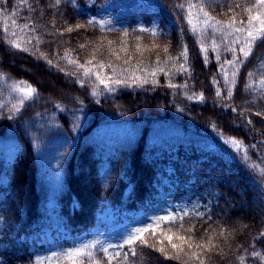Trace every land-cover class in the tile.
Here are the masks:
<instances>
[{"label": "trees", "instance_id": "1", "mask_svg": "<svg viewBox=\"0 0 264 264\" xmlns=\"http://www.w3.org/2000/svg\"><path fill=\"white\" fill-rule=\"evenodd\" d=\"M178 3L185 9L176 8ZM188 3L61 0L50 7L54 0H28V6L6 0L0 5V264H36L53 253L58 259L51 264H71L62 253L95 241L122 243L130 230L151 219L185 211L190 215L183 221L162 223L154 236L146 233L154 247L137 244L136 255L129 254L124 264H264V115H256L264 113L259 83L264 42L236 77L225 65V87L219 68L234 56L218 34L219 47L212 50L213 34L201 33L198 9L192 25L187 23ZM203 3L218 20L227 22L235 13L237 21H246L243 8L255 0ZM237 3L241 7L235 8ZM107 13L116 21L103 29L86 25L93 17L106 21ZM76 24L85 27L65 31ZM141 26L155 27L157 35L133 31ZM33 37L40 38L38 45ZM12 41L27 50L10 47ZM201 45L208 51L201 53ZM185 46L189 71L181 73ZM40 53L46 59H38ZM66 53L93 73L103 63L102 77L126 79L131 86L106 89L94 74L85 77L83 68L62 59ZM169 56L175 62L166 64ZM136 77L149 82L137 87ZM19 81L37 91L16 112L13 105L21 96L12 85ZM194 93H202L203 100L189 99ZM229 139L242 141L246 151L237 153L225 143ZM162 233L192 237L187 243L173 238L184 249L179 260L155 251L163 246L174 255ZM91 251L103 258L99 245ZM193 252L197 258L189 260ZM121 261L123 256L113 264Z\"/></svg>", "mask_w": 264, "mask_h": 264}, {"label": "snow or ice", "instance_id": "2", "mask_svg": "<svg viewBox=\"0 0 264 264\" xmlns=\"http://www.w3.org/2000/svg\"><path fill=\"white\" fill-rule=\"evenodd\" d=\"M72 3H75V0H71ZM6 3V0H0V5ZM19 3L21 6H28V0H19ZM61 3V0H54V5L51 6H59ZM176 8L185 9L184 3H178L175 5ZM235 8L241 7L240 4H235ZM198 9L199 13L202 14V19H199V23L204 25V28L201 29V33H207L208 30H211L213 34V45L212 50H216L219 45L215 43L214 37L215 35H221L223 37L222 43L224 45V50L231 53L234 58L232 60H225L223 64H221L219 71L223 74L225 79V87H227L228 81H229V71L228 68L234 69L231 72V76L234 78L239 74V66H242L249 60L250 57L254 55V49L257 46L258 42H264V0H255V3L252 4L249 7H244L243 12L247 14V20H240L237 21L236 14L233 13V15L229 18L227 22H223L221 20L216 19L214 16L210 15L208 11L205 10V6L203 3V0H200L199 3H192L191 0H189V3L187 4V23L189 25H192V16H193V10ZM229 12H233V6L229 7ZM15 24V21L12 22ZM110 23V21H104V20H97L96 18H90L86 20V25H96L103 29L106 24ZM29 25L25 24L24 28L27 29ZM85 27V25L76 24L75 28L72 26H69L65 29L66 32H73L75 29H79ZM5 33L8 32V29L5 28ZM134 32H140V33H150L153 37L157 35V29L155 27L152 28H146V27H138L136 29H133ZM191 31L195 34L197 32V28L193 26L191 28ZM63 34V33H61ZM125 36H128L129 33L127 30L123 33ZM15 35V33H13ZM228 37H232V39H228ZM32 39H35L37 42V45L40 43L39 37H33ZM29 43L32 42V40L28 41ZM109 44L112 43V41L108 42ZM237 46L239 48L237 49ZM10 47L14 49H19L21 51H26L27 49H24L20 46V44L17 41H12L10 43ZM81 48H84L85 45L81 44ZM139 47V45H137ZM169 46H165L163 48V51L165 53L168 52ZM208 49L205 48L203 45H201L200 52L205 53ZM237 51H239V56H236ZM180 55L184 58V63L179 64V68L177 69L178 72H188L189 68L186 66L187 59H188V49L185 46L183 50L181 51ZM242 57V58H241ZM38 59H46L44 53H40V56ZM62 59H67L69 64L76 65L78 69L83 68L84 72L83 75L85 77H89L91 75H95L97 81H99L100 84L104 85V87L108 90H111V85H124L125 87H130L127 83V80L120 79L119 77L113 78H104L101 76L100 72L104 69L105 65L103 63L98 64V70L93 73L90 68H85L83 64H78L77 61L70 56V54L66 53L65 57H62ZM94 59V57H93ZM264 59V57H262ZM169 61L175 62V58L169 56L168 60L165 61L167 64ZM88 65H92V60H87L85 62ZM47 64L49 66H53V61L51 59L47 60ZM205 65H207V59H205ZM225 65L228 66V68L225 67ZM108 67H112L111 65H107ZM95 67V66H94ZM113 71H115L113 69ZM159 71L164 72L165 76H168V72L165 71L163 68H159ZM153 77L156 76V72L153 71L151 73ZM249 75H252L251 72H249ZM0 79H3V74H0ZM139 81V83H137ZM147 77L140 78L136 77L133 80V83L136 84L137 87H142L143 84L148 83ZM155 83V81H153ZM260 85L264 86V80H261ZM81 86H83V82H81ZM187 85H182L181 87H186ZM168 87H177L175 84H169ZM251 87V85H249ZM13 91L18 92L21 96L20 100L18 101V105H13V110L18 112L20 110V106H23L24 103L30 99L33 98L34 94L36 93V88H34L32 85L27 84L26 81H19L14 82L12 85ZM95 95V93H93ZM216 96L220 97L221 92L219 89L216 91ZM228 96H232V91L228 90ZM195 97L197 100L202 101L203 100V94L201 93L199 96H196L194 93L193 96H190L189 99H192ZM232 111H236L235 108L232 109ZM256 115H264V113L257 112ZM11 118V117H9ZM248 123H251L249 120ZM225 143L229 144L233 147V149L239 153L240 151H246L243 147L242 141H239L237 139H229L226 140ZM252 147H255L253 145ZM255 167V165H253ZM190 213L185 211L182 215L180 214H168L164 216H157L153 219H151L150 223L146 227H139L133 230H130L126 236L122 237V243L113 244L108 243L107 246H104L101 244L100 241H95L94 243H86L82 244L81 247H76L71 250H68L61 255L64 259H67L71 261V264H101V260L103 258H106L107 264H113L114 260H119L121 256H123V261L120 262V264H124L129 258V254L132 256L136 255V245L139 244L141 246H148V247H154L153 245L148 244V240L145 238L146 233H151L153 236L156 234L157 230L160 228L161 224H168V225H175V223L179 221H183L184 217L189 216ZM181 229H183V224H181ZM170 231V229H169ZM189 233L193 231L192 228L187 229ZM165 235V238L169 241V244L171 246V249L174 251V255L169 256L166 249L161 246L160 248H156L155 251H158L165 255L166 258H173L179 260L181 258V253L184 252V249L181 245H178L176 243H172L173 238L176 240L182 241V242H188L192 240L191 236H188L187 239L183 235L179 234H173V235H167L166 233H162ZM221 236L224 235V232L221 231ZM262 236H264V233H261ZM209 242H211V238H209ZM97 245H99V251L103 253V258H95L93 256V252L91 249L95 248ZM126 246L129 247L128 251H123ZM193 245L191 243H188V248L191 249ZM197 247L204 248V245H197ZM207 250V249H205ZM185 256H188V253H184ZM253 255H257V253L253 252ZM86 258V260H85ZM189 260L193 258H197V253L193 252L191 256L188 257ZM54 259H58V254L53 253L51 256L44 257L43 259H38L36 261V264H44V260H47L49 264ZM201 264H203V261H201Z\"/></svg>", "mask_w": 264, "mask_h": 264}, {"label": "rangeland", "instance_id": "3", "mask_svg": "<svg viewBox=\"0 0 264 264\" xmlns=\"http://www.w3.org/2000/svg\"><path fill=\"white\" fill-rule=\"evenodd\" d=\"M119 15V14H116ZM119 17V16H118ZM121 17V16H120ZM104 19L106 21H110L111 22H115L116 21V17L113 16V14L107 13V16L104 17ZM47 78V77H46Z\"/></svg>", "mask_w": 264, "mask_h": 264}]
</instances>
